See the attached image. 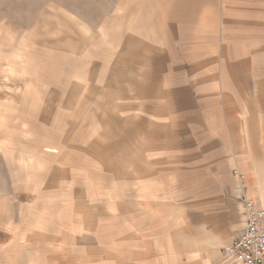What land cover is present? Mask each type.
I'll return each instance as SVG.
<instances>
[{
    "label": "crops",
    "instance_id": "obj_1",
    "mask_svg": "<svg viewBox=\"0 0 264 264\" xmlns=\"http://www.w3.org/2000/svg\"><path fill=\"white\" fill-rule=\"evenodd\" d=\"M131 8L112 57L93 62L86 151L137 150V227L125 200L79 216L58 85L28 151L0 150V248H21L22 264H232L222 249L244 231L242 196L264 207V0Z\"/></svg>",
    "mask_w": 264,
    "mask_h": 264
},
{
    "label": "rangeland",
    "instance_id": "obj_2",
    "mask_svg": "<svg viewBox=\"0 0 264 264\" xmlns=\"http://www.w3.org/2000/svg\"><path fill=\"white\" fill-rule=\"evenodd\" d=\"M133 1L0 0V150L10 154L28 151L33 144L30 136L45 131L37 123L43 104L53 99L60 85L63 138L77 131L78 152L69 160L77 169L72 178L78 188L79 216L104 210L122 212L118 203L125 200L130 202L126 207L132 210L137 227V150L123 151L119 142L110 141L115 146L104 154L99 151L93 157L86 151L91 143L87 139L95 131L86 121L90 118L87 89L92 84L93 62L112 57L127 23L118 11L131 10ZM75 113L77 123L73 124ZM5 164L0 155V196L7 193ZM2 200L0 207L5 208ZM128 241L127 246L137 248L135 238ZM224 249L225 262L229 260ZM11 250L0 248V264H22L21 248Z\"/></svg>",
    "mask_w": 264,
    "mask_h": 264
},
{
    "label": "built area",
    "instance_id": "obj_3",
    "mask_svg": "<svg viewBox=\"0 0 264 264\" xmlns=\"http://www.w3.org/2000/svg\"><path fill=\"white\" fill-rule=\"evenodd\" d=\"M240 208L244 216V231L224 249L225 256L232 260V264H264V207L242 196Z\"/></svg>",
    "mask_w": 264,
    "mask_h": 264
}]
</instances>
